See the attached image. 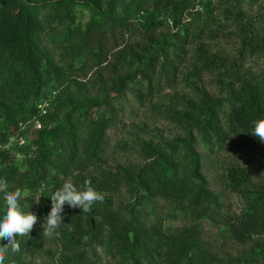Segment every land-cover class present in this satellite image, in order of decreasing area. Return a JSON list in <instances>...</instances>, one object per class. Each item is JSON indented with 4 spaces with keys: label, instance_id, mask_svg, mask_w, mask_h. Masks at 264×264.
Listing matches in <instances>:
<instances>
[{
    "label": "trees",
    "instance_id": "16d2710c",
    "mask_svg": "<svg viewBox=\"0 0 264 264\" xmlns=\"http://www.w3.org/2000/svg\"><path fill=\"white\" fill-rule=\"evenodd\" d=\"M118 1L0 0V76L8 71L7 81L0 84V178L7 179L9 190L20 187L29 192L30 196L19 201L20 206L41 218L32 239L16 237L20 251L33 256L42 249L46 237L42 225L54 191L69 178L77 187L90 179L104 200L87 213L64 206L61 235L53 238L64 252L61 264H99L96 248L104 243L121 255L118 264H224L203 237V220L212 219L213 211H221L223 204L204 174V155L198 146L213 151L230 137H242L241 146L257 151L264 167V144L252 135L253 122L264 119V77L241 72L237 67L227 68L224 97L191 83V93L183 94L169 112V119L182 128V137L162 144L142 141V164L108 165L104 158L108 132L117 126L122 100L129 91L140 102L153 97L159 70L162 74L168 63L170 72L174 70L173 63L183 54L192 30L200 33L207 20L197 10L198 2L205 0H128L124 10ZM79 6L92 11L84 30L76 23ZM160 13L169 14L176 31L173 36L177 44L173 46L164 42L172 36H165L161 44L156 42V32L167 23ZM260 18L264 20V14ZM65 23L64 40L54 47L65 55L98 58V66L108 65L111 55L115 64L109 71L110 80L99 86L101 100L92 101L90 106H74L63 122L37 131L31 146L18 144L25 154L20 165L16 153L6 145L12 137L26 134L24 124L45 115L40 112L39 100L51 83L64 78L63 71L42 48L40 38ZM181 27L184 33L178 32ZM133 32L149 34L144 47L128 40L127 33ZM237 33L241 57L264 58L263 35L244 24L238 26ZM204 34L202 31L198 39ZM172 51L176 54L173 60L166 59L161 66V55ZM199 52V63H206L204 69L212 70L216 57L203 47ZM130 60L135 69L118 73L116 68ZM97 107L105 111L98 115L94 112ZM33 146L36 156H31ZM253 180L250 171L237 166L229 167L223 177L226 190L244 198V216L229 224L227 230L241 244L254 242L248 264L264 258V178L259 183ZM121 191L131 196L130 202L116 200L113 194ZM148 198L186 203L192 222L169 234L160 219L149 222L143 216ZM5 210L0 193V218ZM6 244V240H0V246ZM7 251L13 253L10 247Z\"/></svg>",
    "mask_w": 264,
    "mask_h": 264
},
{
    "label": "rangeland",
    "instance_id": "374dc122",
    "mask_svg": "<svg viewBox=\"0 0 264 264\" xmlns=\"http://www.w3.org/2000/svg\"><path fill=\"white\" fill-rule=\"evenodd\" d=\"M128 0H119L121 10H124ZM209 7H206L208 3ZM199 10L207 19L203 25L201 34L192 30L187 44L184 46L183 54L180 53L178 60L168 63L166 69L162 64L166 59L170 62L175 57L174 51L165 52L161 55L162 74L160 70L155 80L156 90L153 97L142 102L136 99L132 91L121 102L122 111L118 118L117 126L108 132L107 146L105 151V162L110 166L117 164H142L145 161L140 153V143L144 140L162 144L171 142L177 137L183 136L182 128L170 119V111L177 106L178 99L183 94L191 93L190 84L201 85L216 97H224V73L227 68H239L241 72L259 74L264 77V58L261 56H240L241 38L238 35V26L246 25L247 28L256 30L264 36V20L260 17L264 14V0H205L198 2ZM92 15V11L77 8L76 23L82 24L84 30ZM161 19L166 23L164 28L156 32V42L164 41L167 45L177 44L175 30L169 14L160 13ZM211 18L214 20L211 23ZM242 18V19H240ZM210 22V24H209ZM68 23L60 26L56 32L47 34L40 38L42 48L48 53L53 62L63 71L64 78L61 82H53L44 91V100H47V113L23 125L26 134L16 136L11 142V148L16 153L18 164H22L25 158L23 151L17 145H32L35 133L50 129L63 122L74 106H90L92 101L101 100L99 86L109 82V71L113 68L115 60L109 55V63L98 66V58L91 55L78 57L65 55L54 47V43L64 40V33ZM178 32L184 33L183 27ZM196 34V35H195ZM128 40L141 47L149 39L147 33H127ZM203 47L209 54L216 58L212 70L204 69L206 63H199L201 54L199 49ZM174 49V48H173ZM183 49V47H182ZM154 52V51H153ZM169 56L168 58H166ZM236 60V61H234ZM235 65V66H234ZM121 74H127L135 69L133 61L116 68ZM176 69V70H175ZM201 69V70H199ZM200 71H202L200 75ZM8 71L5 70L0 76V84L7 81ZM105 108H95L94 112L101 115ZM74 116L73 119H76ZM242 137H230L223 147H216L213 151L198 146L199 152L204 155V174L210 182L212 190L221 196L223 204L221 211L214 210L212 219L203 220V237L212 249L223 259L224 264H248V258L253 256L254 242L241 244L231 237L227 226L244 216V198L240 193L226 190L223 185V177L227 174L229 167L237 166L250 171L254 175V183H259L264 178V167H262L257 151L249 147L241 146ZM31 156H36V148L33 146ZM30 193H25V197ZM117 201L128 203L131 196L121 191L113 194ZM118 206V203H117ZM189 208L186 203L177 200L150 199L144 203L142 214L149 222L160 219L169 234L178 233L182 227L192 222L188 217ZM38 223L30 233L37 231L41 225L40 216ZM29 239V237H28ZM258 241V238L254 239ZM99 264H118L121 259L115 250L107 243L96 248ZM64 252L61 246L53 238L45 237L41 250L35 255L27 251L6 252L5 264H61ZM256 264H264V258L260 257Z\"/></svg>",
    "mask_w": 264,
    "mask_h": 264
},
{
    "label": "clouds",
    "instance_id": "9594fccd",
    "mask_svg": "<svg viewBox=\"0 0 264 264\" xmlns=\"http://www.w3.org/2000/svg\"><path fill=\"white\" fill-rule=\"evenodd\" d=\"M252 135L259 138L264 144V119L253 122ZM79 173H74L78 175ZM10 186L5 178H0V193L6 205L5 214L0 218V240H6L7 244L0 246V264H5L6 252L10 247L13 252H20L21 245L16 237H30V233L38 223V216L32 211H23L19 201L25 198V190L16 187L9 190ZM51 209L45 217L42 225V235L49 238H59V229L64 224V206L80 209L82 212H90L93 206L104 200V196L97 191L90 179H85L77 187L71 178L64 181L61 187L50 196ZM39 203V201H37Z\"/></svg>",
    "mask_w": 264,
    "mask_h": 264
},
{
    "label": "built area",
    "instance_id": "2783aa9c",
    "mask_svg": "<svg viewBox=\"0 0 264 264\" xmlns=\"http://www.w3.org/2000/svg\"><path fill=\"white\" fill-rule=\"evenodd\" d=\"M38 107L40 109V112L42 114H46L47 113V107H48V103H47V100H44V97H42L40 100H39V104H38ZM16 139V137H12L10 142L14 141ZM11 143L6 145V148H11ZM3 148V144H1L0 142V149Z\"/></svg>",
    "mask_w": 264,
    "mask_h": 264
}]
</instances>
